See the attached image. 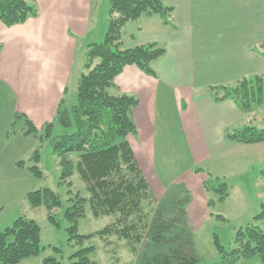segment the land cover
Masks as SVG:
<instances>
[{
	"label": "crops",
	"instance_id": "obj_1",
	"mask_svg": "<svg viewBox=\"0 0 264 264\" xmlns=\"http://www.w3.org/2000/svg\"><path fill=\"white\" fill-rule=\"evenodd\" d=\"M163 2L173 7L172 22L167 24L156 14L142 15L135 20L133 36L122 32L125 47L150 42L165 47V53L152 63L156 76L127 65L115 78L111 93L138 99L131 110L137 131L131 138L133 145L128 141L137 161L138 154L145 153L151 155V162L157 125L170 122L166 115L171 107L176 115L172 124L177 121L185 140L201 155L196 163L208 161L211 176L226 177L223 170H231L235 161L256 158L253 154L262 142L240 144L225 138L227 128H240L247 118L232 100L215 101L205 88L264 74V57L253 49L264 42V0ZM36 5L37 15L22 23L7 26L0 20L1 228L21 215L31 218L26 212L33 210L25 198L30 180L24 181L16 165L33 140L17 136L9 142L5 137L14 112L24 113L36 126L55 120L61 100L67 108L69 83L78 76V52L89 42H98L90 40L103 37L97 32L99 9L94 0H36ZM139 144L142 149L136 151ZM158 186L161 194L166 193L164 186ZM7 205L11 208L5 212ZM248 261L257 260L236 264Z\"/></svg>",
	"mask_w": 264,
	"mask_h": 264
},
{
	"label": "trees",
	"instance_id": "obj_2",
	"mask_svg": "<svg viewBox=\"0 0 264 264\" xmlns=\"http://www.w3.org/2000/svg\"><path fill=\"white\" fill-rule=\"evenodd\" d=\"M109 2V26L104 40L90 42L85 47L84 70L78 77L76 101L65 108L61 100L57 107L54 119L64 126V131L53 134V120L38 128L24 113L15 111L7 135L15 133V125L21 121L22 134L47 140L57 154L60 184L70 186V178L75 173L85 184L87 196L75 193L64 212L69 222L67 242L79 246L70 256V264H96L92 255L96 254L98 247L85 245L94 237L103 242L109 255L118 258L120 240H124L134 256L123 264H196L199 257L193 247L184 210L174 201L165 208L158 206L127 139L137 131L131 110L138 99L126 93H111L115 78L127 65H135L156 76L152 63L165 53V47L155 42L125 47L122 40L124 26L142 15L153 14L169 24L173 7L163 0ZM37 12L36 0H0V20L7 26L22 23ZM253 49L264 57V42ZM205 92L215 101L232 100L248 119L255 107L264 105V74L244 75L231 84L211 85L205 88ZM224 136L235 143H259L264 142V128L252 125L248 119V123L240 128H227ZM38 156L39 151L35 150L33 157ZM29 169L40 175L36 166ZM261 173L264 177V168ZM204 186L217 191L219 201L228 195V185L220 177L212 176ZM25 198L32 208L44 206L47 219L59 225L52 211L61 205V201L53 190H30ZM88 214L94 218L107 216L109 222L100 230L81 234L79 221ZM218 217L223 219L220 214ZM259 220L264 221V201L252 222L235 230L229 248H225L213 234L219 257L212 264H236L253 257L264 263V231L254 224ZM143 241L145 247L140 250ZM43 249L41 229L34 219L21 215L10 225L0 227V264H18L22 259L39 255ZM117 257L109 262L118 263ZM41 264L60 262L54 256H48Z\"/></svg>",
	"mask_w": 264,
	"mask_h": 264
},
{
	"label": "rangeland",
	"instance_id": "obj_3",
	"mask_svg": "<svg viewBox=\"0 0 264 264\" xmlns=\"http://www.w3.org/2000/svg\"><path fill=\"white\" fill-rule=\"evenodd\" d=\"M98 4V25L97 32L103 33L100 40H90L101 42L105 38V33L109 26V0H94V7ZM132 21L127 23L123 28V33H136L135 23ZM92 28V27H91ZM102 35V34H101ZM123 37V36H122ZM90 43V42H89ZM80 59L78 76L75 81L69 83L68 93L65 96V104L67 108L76 101L77 77L84 70L85 63V47L78 52ZM166 117L170 120L169 123L157 125L155 137L154 158L149 162V155L145 153L138 154V164L142 169L146 179L148 180L160 208L168 207L171 202L180 204V208L184 210L187 224L189 226V234L192 239L193 247L199 260L196 264H212L218 257L219 253L213 244V234L218 236L220 243L229 248L232 244L233 235L238 227H245L252 222L254 215L260 210V201L264 200V177L261 173L264 168V142L259 145L256 158L252 160L235 161L231 170H223L226 177L222 179L228 185V195L223 201H219V194L214 189H209L204 186L206 180L211 179V163L208 161L196 163L198 157H201L198 149L187 140H185L184 131L179 124H172V117L176 115L172 112L171 107ZM172 113V114H170ZM178 118V116H177ZM252 125L258 128H264V105L255 107V111L248 118ZM247 119V121H248ZM54 121L53 134H60L64 131V126L58 123V119ZM248 123V122H247ZM142 125V124H141ZM146 124H143V126ZM165 127L164 129L161 128ZM10 127V126H9ZM40 128L41 126H37ZM23 124L18 122L15 125V133L7 135L9 142L13 141L17 136L27 137L22 134ZM144 134L145 130H141ZM19 138V137H17ZM30 140H33L32 146L25 156L16 161V165H20L18 170L23 172L24 181L30 180L31 190L50 188L59 197L61 205L52 211L59 225L52 224L47 219V210L44 206L33 208L30 212H26L33 218L41 229V246L44 248L39 255L31 256L22 259L18 264H41L42 259L48 256H54L60 264H70V256L77 250L79 246H73L67 242L68 234L66 228L69 222L64 216V212L71 204L70 197L75 193L82 196H87L84 182L75 173L71 178L70 186L59 183L60 165L58 156L55 154L47 140L41 141L38 137L29 135ZM135 138L134 134L128 135L127 139ZM132 138V139H131ZM190 146V147H188ZM136 151L142 149L141 145L135 146ZM134 147V148H135ZM35 150L39 151V156L34 158ZM149 154V153H148ZM72 157L75 154L71 155ZM151 158V157H150ZM22 161L21 164H18ZM36 166L40 171V175H35L29 167ZM155 178V179H154ZM15 182H12L14 185ZM158 184L164 186L167 191L161 194V189ZM71 189L72 192H68ZM11 206L5 207V212L10 210ZM223 217L220 218L218 215ZM15 220V219H14ZM13 222V221H12ZM109 222V217L103 216L94 218L88 214L85 218L80 219L78 231L81 234L93 233L100 230ZM264 231V221H254ZM147 242V240H145ZM145 241L141 243L138 249L145 247ZM92 244L97 246L96 254L92 255L96 264H112L109 260H115V255H109L103 247V242L94 237L86 241L85 245ZM120 249L118 250V263L131 260L133 254L129 252L125 246V241L120 240ZM58 248L56 250L54 248ZM251 259V258H250ZM248 260V259H246ZM255 262L248 261L247 264H264L259 259L254 257ZM240 264H246L240 263Z\"/></svg>",
	"mask_w": 264,
	"mask_h": 264
}]
</instances>
